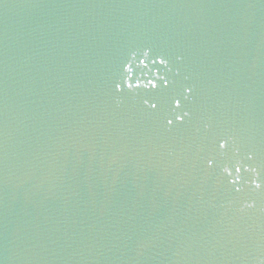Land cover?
<instances>
[{
  "label": "water",
  "instance_id": "water-1",
  "mask_svg": "<svg viewBox=\"0 0 264 264\" xmlns=\"http://www.w3.org/2000/svg\"><path fill=\"white\" fill-rule=\"evenodd\" d=\"M263 165L264 0H0V264H183Z\"/></svg>",
  "mask_w": 264,
  "mask_h": 264
},
{
  "label": "snow or ice",
  "instance_id": "snow-or-ice-1",
  "mask_svg": "<svg viewBox=\"0 0 264 264\" xmlns=\"http://www.w3.org/2000/svg\"><path fill=\"white\" fill-rule=\"evenodd\" d=\"M154 86V85H153Z\"/></svg>",
  "mask_w": 264,
  "mask_h": 264
}]
</instances>
